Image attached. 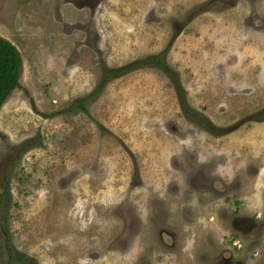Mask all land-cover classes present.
Returning a JSON list of instances; mask_svg holds the SVG:
<instances>
[{"label":"rangeland","instance_id":"rangeland-1","mask_svg":"<svg viewBox=\"0 0 264 264\" xmlns=\"http://www.w3.org/2000/svg\"><path fill=\"white\" fill-rule=\"evenodd\" d=\"M0 35V264H217L232 216L263 228L264 0H0ZM163 48L179 94L147 64L98 87Z\"/></svg>","mask_w":264,"mask_h":264},{"label":"trees","instance_id":"trees-1","mask_svg":"<svg viewBox=\"0 0 264 264\" xmlns=\"http://www.w3.org/2000/svg\"><path fill=\"white\" fill-rule=\"evenodd\" d=\"M165 48L161 49L156 55L149 56L146 58H142L140 60H134L128 63L127 65H123L117 68L113 69H103L101 71V79L98 84V87L101 86L108 78L110 77H116L125 71L134 68L137 65L140 64H147V65H154L159 66L163 71L166 72V74L169 76V78L172 81L173 86L175 87V90L179 94V83L175 76V73L171 71L160 58V54L164 51ZM18 67H19V57L18 53L15 49V47L9 43L7 39L2 37L0 35V105L3 103V101L6 99V97L9 95L10 91L16 87H19L20 84L18 82ZM98 91L97 88H95L91 94H94ZM86 97L79 98L75 103L70 104L66 110H73L74 108H78L82 111H86L85 108L82 105V100H84ZM180 104L185 111L187 115H189L191 118L196 120L197 122L201 123L205 127H209V125L206 123L205 118L199 114V112L186 107L182 99H180ZM210 129H213L210 127ZM29 142L31 143V139H29ZM9 249H6V254L9 257L8 264H11V260H15L20 262L21 264H34L33 261L28 259L27 257H23V255H19L15 251L9 252ZM10 254H12L10 256Z\"/></svg>","mask_w":264,"mask_h":264},{"label":"flooded vegetation","instance_id":"flooded-vegetation-1","mask_svg":"<svg viewBox=\"0 0 264 264\" xmlns=\"http://www.w3.org/2000/svg\"><path fill=\"white\" fill-rule=\"evenodd\" d=\"M232 204H235V202H232ZM207 219L210 220L209 218ZM254 222V219L248 218L244 215H238L234 217L232 216L229 223L226 222L228 225L227 227L230 231H228L227 234L222 233L220 240L221 242L225 240L227 243L222 244L221 242H219L218 235L215 237V241L212 240L217 244L216 247L221 248V251L216 249L217 252H220V254L218 255L219 258L217 260V264H248L250 262L249 260H251V258H253V256H255L257 253L255 250H258L259 246L261 247L264 245V237L259 235L261 230L262 232H264V225L263 228H260V226L255 228ZM260 222L261 221H259V223ZM254 230L256 231L257 243H259V245L257 243L248 247L240 245L237 243L238 241L233 236V233L237 231H241L243 234L247 233L246 235L253 236ZM228 243L230 245H228ZM260 252H262V250H260ZM241 253H244V256L248 258L241 259Z\"/></svg>","mask_w":264,"mask_h":264}]
</instances>
